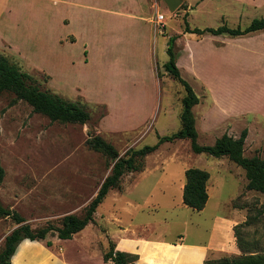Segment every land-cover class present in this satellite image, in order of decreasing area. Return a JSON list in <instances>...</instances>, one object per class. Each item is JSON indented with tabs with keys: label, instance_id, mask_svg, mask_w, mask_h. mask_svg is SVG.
<instances>
[{
	"label": "rangeland",
	"instance_id": "obj_1",
	"mask_svg": "<svg viewBox=\"0 0 264 264\" xmlns=\"http://www.w3.org/2000/svg\"><path fill=\"white\" fill-rule=\"evenodd\" d=\"M66 1L24 0L18 10L0 11V56L18 63L42 90L80 102L91 116L84 125L51 122L30 104L15 102L13 93L0 94L5 208L33 228L83 216L112 170L105 156L88 148L89 136H101L123 156L181 128L185 89L164 70L172 36L181 74L200 98L194 107L198 142L211 146L246 129L245 155L264 158V31L234 38L184 30L185 16L192 29L246 28L264 18V0H207L190 14L186 0L175 12L159 0L165 29L139 19L157 17L150 6L122 19ZM189 168L211 174L205 211H193L181 199ZM247 182L245 170L228 157L196 154L187 139L165 143L144 160L142 171L123 176L98 208L96 225L117 234L116 215L131 232L208 243L215 216L233 218L240 209L253 217L263 207L264 194L247 191ZM19 226L0 217V251ZM242 234L246 250L264 251V215ZM236 245L234 251H210L207 259L243 255Z\"/></svg>",
	"mask_w": 264,
	"mask_h": 264
},
{
	"label": "trees",
	"instance_id": "obj_2",
	"mask_svg": "<svg viewBox=\"0 0 264 264\" xmlns=\"http://www.w3.org/2000/svg\"><path fill=\"white\" fill-rule=\"evenodd\" d=\"M185 16V33L204 36L206 34L218 36L228 35L230 37H243L257 32L264 31V18L254 19L246 28H231L222 25L218 28L192 29ZM176 36L168 41V61L164 64V70L174 80L178 81L185 89V96L182 98V112L180 116L181 128L171 134L159 136L158 142L154 145H145L139 149H129L123 156L110 142L99 135H91L86 141L89 149L98 152L106 157L112 165L109 176L102 183L97 195L92 199L85 209L83 216L66 215L63 217L60 226L48 224L44 227L33 228L25 223L24 217L18 212L5 208L0 201V217H11L14 222L20 225L5 238L4 246L0 251V264H11V259L17 247L24 240L42 241L56 232L61 240L72 239L75 234L85 229L94 222L95 214L111 190L119 189L121 179L126 173L140 172L144 168V160L155 153L163 144L173 143L178 140H189L192 151L196 154H207L216 158L228 157L246 173V190L264 194V158L260 156L247 157L245 155V143L248 131L245 129L239 138L224 134L218 138L214 145H201L198 142V131L194 107L200 103L190 83L183 78L180 68L177 65L178 55L176 54ZM11 92L15 95L16 101H24L33 107L34 112L48 117L51 122L64 124H86L91 116L88 110L80 102L66 100L56 94L42 90L34 78L23 71L22 67L8 57L0 56V94ZM5 169L0 164V186L5 179ZM186 183L183 189V204L193 211L201 212L205 209L208 200V183L211 174L200 168H189L185 172ZM264 215L263 207L257 210L255 216H248L243 223L234 227V233L239 249L243 255L236 257H223L220 259H206L204 264H264V251H248L243 239L242 230L252 226L261 216ZM48 245H52L49 241ZM139 256L132 253L117 251L115 244L110 241L109 247L104 254L105 262L112 264H133Z\"/></svg>",
	"mask_w": 264,
	"mask_h": 264
},
{
	"label": "crops",
	"instance_id": "obj_3",
	"mask_svg": "<svg viewBox=\"0 0 264 264\" xmlns=\"http://www.w3.org/2000/svg\"><path fill=\"white\" fill-rule=\"evenodd\" d=\"M2 1L0 11L3 13L14 8L18 10L24 0ZM206 1L186 0L189 14ZM66 3L122 19H133L132 17H135L133 13L144 12L147 6H150L152 10H157L159 14L160 6L159 0H67ZM139 19L141 21L149 20L157 28V17ZM160 33L162 34L161 31ZM133 185L135 183L126 187L123 193H126ZM184 186L181 188L182 201ZM208 193L209 200L203 211L206 210L212 199L209 186ZM94 219L93 223L75 234L72 239L61 240L56 237L42 241L24 240L17 247L11 264H112V262L104 260V254L108 250L110 241L115 244L117 251L138 255L139 259L133 264H204L210 251L237 250L234 227L243 223L246 220V215L242 210L235 209L233 218L215 216L208 243H188L182 234L179 236V240L171 241L163 236L131 232L129 229H125L120 217L116 215L113 222L119 225L120 230L113 235L108 229L105 232L98 227L96 225L97 217ZM216 237L218 240L215 239ZM49 241L52 245H48Z\"/></svg>",
	"mask_w": 264,
	"mask_h": 264
},
{
	"label": "water",
	"instance_id": "obj_4",
	"mask_svg": "<svg viewBox=\"0 0 264 264\" xmlns=\"http://www.w3.org/2000/svg\"><path fill=\"white\" fill-rule=\"evenodd\" d=\"M164 2L167 4L171 12H175L183 5L184 0H164Z\"/></svg>",
	"mask_w": 264,
	"mask_h": 264
},
{
	"label": "built area",
	"instance_id": "obj_5",
	"mask_svg": "<svg viewBox=\"0 0 264 264\" xmlns=\"http://www.w3.org/2000/svg\"><path fill=\"white\" fill-rule=\"evenodd\" d=\"M156 22H157V24L160 26V27H163L164 29H165V27H166V18H165V16H164V14H162V13H159L158 15H157V19H156Z\"/></svg>",
	"mask_w": 264,
	"mask_h": 264
}]
</instances>
